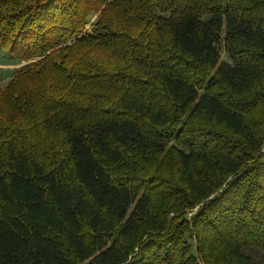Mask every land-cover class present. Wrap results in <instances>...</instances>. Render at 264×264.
<instances>
[{
  "label": "trees",
  "instance_id": "16d2710c",
  "mask_svg": "<svg viewBox=\"0 0 264 264\" xmlns=\"http://www.w3.org/2000/svg\"><path fill=\"white\" fill-rule=\"evenodd\" d=\"M0 49V264H264V0H0Z\"/></svg>",
  "mask_w": 264,
  "mask_h": 264
},
{
  "label": "rangeland",
  "instance_id": "374dc122",
  "mask_svg": "<svg viewBox=\"0 0 264 264\" xmlns=\"http://www.w3.org/2000/svg\"><path fill=\"white\" fill-rule=\"evenodd\" d=\"M95 15H91L89 18V22L86 24L85 28L88 29L89 23L94 20ZM221 59L226 60L223 52H220ZM14 57L12 54L4 52L0 49V86H3L9 77L11 76V72L15 67L20 66L21 64L26 63L27 61H21L19 63H13Z\"/></svg>",
  "mask_w": 264,
  "mask_h": 264
}]
</instances>
